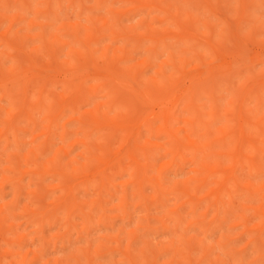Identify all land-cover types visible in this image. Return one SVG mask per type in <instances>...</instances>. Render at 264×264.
<instances>
[{"label":"rangeland","instance_id":"obj_1","mask_svg":"<svg viewBox=\"0 0 264 264\" xmlns=\"http://www.w3.org/2000/svg\"><path fill=\"white\" fill-rule=\"evenodd\" d=\"M25 1L0 0V80H31L0 87V264H264V0Z\"/></svg>","mask_w":264,"mask_h":264},{"label":"bare ground","instance_id":"obj_2","mask_svg":"<svg viewBox=\"0 0 264 264\" xmlns=\"http://www.w3.org/2000/svg\"><path fill=\"white\" fill-rule=\"evenodd\" d=\"M24 2L22 3L23 5H26L28 3V1L23 0ZM206 1V0H205ZM27 2V3H26ZM150 35V38H152V35ZM149 37V36H148ZM187 36H185L186 38ZM154 38V37H153ZM164 38V37H163ZM188 38V37H187ZM158 38H154L153 41H158ZM57 40H53L52 43L56 42ZM7 43L8 40H7ZM46 49L49 50L50 52H55V48L51 45H46ZM16 67V66H15ZM14 68V67H13ZM20 68V67H18ZM16 68L15 70H13V75L10 74V76L8 78H3L2 80H0V87L2 89V96L3 97H7L9 99H16V98H23L26 97L27 95V91L28 89L31 87V80L30 78H26L25 72L22 71L20 68L18 69ZM123 74H118V76H111V75H107L105 76V82L102 84V86H98L95 88V92L98 90H105V96L109 97V101L106 102L109 106H114L116 104L119 103V101H121L122 99H128L129 101H131V86H129L127 84V82L125 83V81L120 80V76H122ZM167 78V76H166ZM210 79V76H205V77H201L198 78V85L200 87V85L204 84L207 80ZM67 82H69L67 80ZM74 92H76V96L74 97L75 100L77 99H83L86 101L89 99V95L90 92H88V89H83L81 86H76L74 88ZM196 88H189L185 91V94H187V96L189 97L185 103V107L188 108V106H195L194 104V99L196 98ZM259 91H257L255 94L257 95L256 97L259 98ZM28 97H26V100ZM41 98V95L40 97ZM41 100V99H39ZM28 102V101H27ZM28 106V105H26ZM24 111V110H23ZM98 106H95L92 111L90 113L92 114H98ZM163 117L165 118L166 122L169 119H175L176 118V113L175 111H171L170 109H165L163 110ZM241 117L240 121L244 122V116L241 114L239 116V118ZM165 122V123H166ZM169 127V125H165L164 129H167ZM225 131H223L226 135H236V139L239 140L240 142L243 141V139L245 138V133H244V128L242 124H239V126L236 129H229L228 126H225V128L223 129ZM176 141H179L177 134L173 135ZM227 137V136H226ZM181 143V141L179 142Z\"/></svg>","mask_w":264,"mask_h":264}]
</instances>
